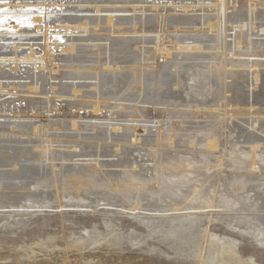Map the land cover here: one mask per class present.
I'll use <instances>...</instances> for the list:
<instances>
[{
	"label": "bare ground",
	"instance_id": "obj_1",
	"mask_svg": "<svg viewBox=\"0 0 264 264\" xmlns=\"http://www.w3.org/2000/svg\"><path fill=\"white\" fill-rule=\"evenodd\" d=\"M21 1H23L25 4L24 3L22 4ZM30 1H33L32 4L30 2H27L26 0H0V14H10V13H18V11H25V13H29L31 15L30 18H22V17L21 18H4V20H6L7 23L0 25V68H1L0 76L1 77H7V76L10 77V76H15V75H20V76H31L33 78L34 77L37 79L39 78L40 80L42 78L44 79V78H46L44 73H39V71L38 72L35 71V69H37L36 68L37 64L34 62H39V64L41 65L42 68H48V66H47L48 64L45 63L48 60L50 63V66H51V69L47 70V71H49L48 75H47L48 80L56 79V78L51 76V73L55 72L56 70H58L62 66L61 65L56 66V64H59V62L57 61V57H56V55H54V52L57 51V49H61V51H63L64 53L69 50V47L67 48V45L64 44V42L67 41L65 39L66 33L76 32V33H83L84 34V33H88V32H94V34H96L97 32H106V33L109 32L105 36L104 35L98 36L96 34V36L98 38L101 39L103 37L104 41H108L109 45H107V44L104 45V50H105L104 55L106 56L104 62H101L100 60H98L94 64L95 67L90 68L92 71L90 76L93 79H95L96 82H98V84H94L95 85L94 91L97 93L98 87L101 85H102L101 87H105L106 88L105 93L102 92V95H103L102 99H104V101H105L106 99H110V98L116 99V100L117 99L131 98L133 96L131 92H133L134 90L137 89L136 95H134L132 98H137V99L141 98L142 99L145 95V91L149 90L150 84L155 83V87H157L158 90L159 89L163 90V89H167V88H165V86L168 85V83L171 81L172 75H170V77H169V74L167 72L168 69L170 68V65H168V64H156L155 67L158 68V73L156 74V76H158V79L154 78V80H153L152 79V73L151 72L146 73L145 69H148V67H150V65L144 64V61L148 62V60H151V59L154 61L157 60L155 57V53H159L158 54L159 55L158 60L162 59L165 61V60H169L172 58L171 60L176 61L175 65L173 64L174 68H175L174 73H176V76H178V75H180V72H183L184 76H186L184 79H182L183 82L185 81L183 86L185 84H187L188 82H191V84L189 85L190 89L191 90L196 89L198 92L199 89H202V91L205 90V87L202 88V86L204 85V80H206V82L208 81L207 77L203 78L200 74V77L197 79V76L192 71L193 69L189 68V67H188L189 69H185L183 64H180V61L183 62L184 60H187V59L189 61L192 59L199 60L200 58L201 59L204 58L203 56L207 55V54H201V52L210 51V50H212L213 52L214 51L220 52V50H223L224 52H220L221 55H223V58L222 59L220 58V60H219V58H214L215 62L212 61L213 64L208 69V70L211 69L213 71L220 73L219 76L221 78L218 77L219 78V82H218L219 84L218 85H220L219 88L221 90V93L219 94V97H217V98L214 96L210 100L204 99L205 100L204 106H206V107L204 109L205 112H202L201 115H204V117L208 118V119L211 118V120L214 118L218 119L217 125H223V127H220V128H222V131H224L227 127H229V126H226L227 120H228L227 117H232V115H229L228 114L229 112L227 111V108H229L228 107L229 102H228V98H227L226 94L228 92L229 84L227 83L226 80L230 77L236 76V72H235L236 70H243V73H245V75H246L247 73H250V72H253L257 69H260L259 67L264 66V58H261L262 56L259 58L258 55H250V57L244 58L243 56L246 57L248 55H242V54L234 53L242 45V43H241L242 39H241V36H239L242 34V32H246L244 37H245V42H246L245 45H247V48H249V49L253 48L256 50V49H258V47H257L258 45H260V47L264 45V40L260 39V38L264 37V26L259 25L260 27H257V25L259 23L256 24L257 21L264 20V12L257 10L258 9L257 8L258 3L256 0H144V2H141L142 4L147 5L144 8L143 7L142 8H137V7H129L128 8L127 7L125 9H120V8L114 7L113 5L117 3L116 0H98L96 2L98 4L96 6L94 5L95 7L93 6V9L90 10V12H95L97 15L96 18L92 19L91 22H90V20L87 21L86 19H85L86 21H77V20H74L72 18H64L62 16L57 15L56 13H55L56 16L50 15L51 12L66 11V9L64 7H62L61 5L65 4V3H69V2L71 3V2H73V0H30ZM74 1H76L74 3H81V4H87L88 3L86 0H74ZM132 3H138V2L132 1ZM14 5H29L31 7H29V6H14ZM126 5H129V4H126ZM259 5H261V4L259 3ZM119 6H121V3ZM80 11H82V10L80 9ZM139 11L143 12V13H140L142 15L144 14V12H147V13L153 14V16L150 17V19H148V20L143 15L142 17H144V18L136 19L135 17H132V19H125V20L122 19L119 21V20H117V17L123 16V15L114 14L115 12H123V13L124 12H132V13H135V12H139ZM102 12L107 13L106 16L103 15L104 18H103V16L100 15ZM206 13L207 14L211 13V15H206ZM140 17H141V15H140ZM17 20L21 21L22 24L17 23L16 22ZM65 22H68L70 24H76V26L74 27L72 25L73 26L72 29H71V27L69 28V26H71V25L66 26V25H68L67 23L65 26H62L61 23H65ZM57 23L61 24V26H59V25L57 27L54 26ZM90 25H93L92 29L89 28ZM124 25L125 26L130 25V27L127 29H121L122 26H124ZM57 28H58V30H57ZM21 31L26 32V33H36V34L41 35L40 42L42 43L41 44L42 57H40L38 55L39 58H35V56H37V55L34 52L33 47L31 49H29V54L27 52L26 53L25 52L24 53H22V52L18 53V51L16 49L7 51V49H9V46L6 44H11L12 42H10V41L16 42V41L21 40L19 38H14V36H13L17 32L19 33ZM166 31L172 32L171 34H173V33H175V34H178V33L186 34L189 36V38L185 39V40L177 39L176 42L174 41L172 47L167 46V45L163 44V42H161V40L165 39V38H163V36L166 34ZM148 33L149 34L155 33L154 40L156 41V43L154 44L153 49L152 48H151V50L147 49L144 52H140V54H136V52L134 51L135 49L133 50L132 47H133V45L136 44L135 42H133V40L130 41V40L115 39V38L113 40H110V35L112 36L115 34L122 35V36L123 35L125 36L126 34H128V35L129 34H131V35L136 34V36H138L137 34H144V35L146 34L147 35ZM63 35L65 38L62 40L59 37H61ZM118 35H116V36H118ZM149 36H151V35H149ZM52 37H54V38H52ZM25 38H24V40H25ZM98 38L96 40H98ZM231 38H233V41L228 40ZM142 39L140 40L141 44L145 43L144 40H142ZM146 43H148V42H146ZM205 43H207V44L211 43L212 45L211 46H205L204 45ZM231 46L233 47L232 49H230ZM112 48H114V49H112ZM53 49H54V51H53ZM70 50H73V49L71 48ZM111 52H112V55H114V57L110 56ZM24 54H26L25 57L24 56L22 57V55H24ZM99 54L101 55L100 52H99ZM107 54H108V56H107ZM200 54H201V56L199 58L198 56ZM178 56L179 57L181 56L180 61L177 58ZM19 57H21L22 62L29 61V62H33V64L32 65L29 64L26 66H19L15 62L18 60ZM208 59H210V58L207 57L206 60H208ZM6 61H10V62L13 61V65H12L14 68V69L12 68L13 70H11V67L9 69V67L6 64L2 63V62H6ZM64 62H66V64L72 65V66H68L71 69V71L68 73H65L64 76H68V77L69 76H71V77L76 76L75 78L81 77V76H86V74H82V72L79 71L80 69H82L81 64H83V60L74 58V59H70V60H67ZM17 63H18V61H17ZM39 64H38V66H39ZM199 64H201V63H199ZM202 68L203 67H199L198 70L195 72L200 73L199 69H202ZM17 70H18V73H17ZM123 70H125V71H123ZM166 72H167V74H165ZM256 72L257 71L254 72V77H253V80L255 82H257V77H258ZM36 74H39L40 76H36ZM239 78L240 77L236 76L237 80ZM16 79H17V77H16ZM82 79H84V78H82ZM60 80H61V78H60ZM178 80H179V78L178 79L176 78V82L173 81L174 83L170 82V84L177 87L181 83V82L179 83ZM50 81H49V84H50ZM157 81H159V82H157ZM55 82H57V81H55ZM209 83L207 84V86L210 85ZM197 84L202 85L201 88H198ZM212 84H214V83H212ZM118 85H119V88H118ZM238 85H240V84H238ZM106 86L108 88H110L111 90H114L117 87L120 91L115 92L116 90H114V93L110 94V92ZM253 86H255V85H253ZM17 87H18V85H17ZM0 88H1V85H0ZM30 88H31V86H30ZM67 89H68V87L63 88L59 91L63 92V94H64ZM234 89H235V87H234ZM24 90H25V88H24ZM35 90H38V88ZM35 90H34V93H35ZM53 90L54 89H52V88L50 89L51 94H54V96H55V93ZM0 91H2V90L0 89ZM236 91H239V89H236ZM5 92H7V90ZM14 93L15 92H13V95H14ZM25 93H27V92H25ZM71 93L73 94V95H71V97L77 98V97H79L78 94L80 92L76 91L73 87ZM97 94H96V98L94 97L96 99L95 103L92 100V102H93L92 108H93V113L98 114L100 112V108L102 107L103 104H101L100 102L97 101L101 98V97L97 98ZM185 94L187 96H189V95L192 96L193 91L191 94L190 93H185ZM38 95H40V94H38ZM82 95H83V93H82ZM165 95H166V92L162 93L161 97L160 96L156 97L154 99V101H152L153 105H163V106L166 105L167 100L163 99L164 98L163 96H165ZM7 96H8V94H7ZM15 96H16V93H15ZM51 96H53V95H51ZM217 96H218V94H217ZM71 97L68 99H72ZM5 98H6V96H5ZM56 98H58V97H56ZM90 98H93V97L90 96ZM177 98H178V96H177ZM205 98H207V97H205ZM239 98H240V96H238L237 99H239ZM2 99L4 100L3 97H2ZM16 99H18V98H16ZM148 99L149 98H147V100ZM88 100H90V99H88ZM0 101H1V99H0ZM83 101H84V99H83ZM112 101H114V100H112ZM7 102H8V100H7ZM41 102H38V103H41ZM55 102H56L55 98H52V99L49 98V99H47L46 102L43 103V105L41 104V108H42V106L47 105V104H49L51 106L53 104H55V106H56ZM14 103H16V102H14ZM33 103H34V101H33ZM1 104H4V103H1ZM10 104H11V102L9 101L8 103H6L4 105L8 108V106ZM80 104H82V103H80ZM115 104H116V101H115ZM106 105H104V106H106ZM112 106H113V104H112ZM248 106H249V110L253 109L252 105H251V107H250V105H248ZM2 107H4V106H2ZM47 107H48V105H47ZM59 107H60L61 112L67 114V108H64L63 106H61V104H59ZM157 107H159V106H157ZM73 108L74 107L69 106L70 111H72ZM231 108H233L232 105H231ZM17 109H18V107H17ZM89 109H91V108H89ZM200 109H201V107H200ZM5 111L6 110H4V112ZM24 111H26V109ZM56 111L57 110H55V109L53 110L52 107H51V110L48 111V114H54V116L49 117L47 124H43V123L39 124L38 122H35L36 120L33 123L27 122V121L26 122L25 121L24 122H17L19 120L15 121L13 123L5 122V121L2 123L0 122V139L1 138L7 139V138H11L12 136L14 137L15 134H17V135L22 134L23 136L28 135V134H31L33 136H37V135L41 134L42 136L46 137V133L43 131L41 133L38 126H44V129L46 128V130H49L50 127H52V128L54 127L55 128L54 131L55 130L59 131L60 129H57V127L62 128L65 126V124H68V122H67V120H65V118L63 116L64 114H61V113L56 114ZM107 111H108V109H107ZM114 111H115V109H114ZM9 112H11V111H9ZM73 112L76 113V111H74V110H73ZM87 112H88V108H87ZM142 112H144V111L142 110ZM194 112H196L198 114L197 111H194ZM194 112H193V114L196 115V113H194ZM137 113L141 114V110L137 109ZM221 113L224 116H226V118L223 117L224 120L221 119V117L223 116ZM5 114H7V113H5ZM74 114L71 115V121L69 122L71 128H75L77 126L75 119H84L85 118V117L84 118L79 117L78 115H74ZM84 114H86V113H84ZM104 114H105V116H104V119H102V120H109V121L112 120V119L108 118V117H110V112L109 113L104 112ZM187 114L188 115L185 116L186 118H193V117H191L193 114H191V113H187ZM82 116H84V115H82ZM105 117H107V118H105ZM196 118H198V116ZM14 119H15V117H14ZM28 119H31V117H28ZM59 119H60V121H59ZM0 120H2V118ZM20 120H22V119H20ZM24 120H26V119H24ZM98 120L101 121V119H99V118H98ZM10 124H13V128L11 130L7 129V126L8 125L10 126ZM98 126H100V124L98 125L95 123L92 126L93 127L92 129L93 130L94 129L99 130L100 128ZM209 126L210 125L208 124L204 128L202 127V130H205V128H207ZM212 126H214V124H212ZM232 126H234V125H232ZM76 128H79V127H76ZM109 128H110V130H108L107 133L99 132L98 136L95 139L99 140V141L100 140L101 141L102 140H105V141L110 140V141H115V142H124L125 141L124 140L125 137L121 138L122 134L120 135V137L117 135L121 131V129L119 127H109ZM124 128H122V129L124 130ZM153 129L158 130L157 131L158 133L156 135L157 139L155 141H153L154 142L153 143L152 140L148 138L149 142L147 144H149L148 145L149 151L156 152L160 155V160L156 164L160 165L159 166L160 168H157V169L160 170L159 176L161 174V177L159 180L156 179V177H155V179L158 182V187L160 186V188L157 190H153V191L151 189L150 190H148V189L147 190H145V189L138 190L137 188H134L135 190H132V189L115 190L114 188H112V186H113L112 182L113 181L115 182L117 179H120V178L115 176V173H117V172L103 171L102 167H106L107 165L97 160L99 157H102V156L104 157L106 155V153L108 152L107 151L108 146H106V145L104 146V145L97 144L96 146L91 147V149L94 150L95 158H96V160L93 161L94 164H92V165L82 166V167H78V168H76V167L74 168L72 166H70V167L66 166L62 169V172H60V173L52 170L50 174H48V173L39 174L36 167L32 168V167H30V165H20L19 164L21 161V158L24 156L23 151L21 152L20 155H17L16 153L11 154L10 152L12 149H10V147H9L11 142L6 141L4 139L0 140V224L3 221H7L10 219L14 220V219H16V217H21V216L23 217L25 214H27L29 212L33 213L36 210L40 211L41 210L40 208H44L45 204L47 203V201L50 198L55 197L57 200L61 199V198H66L69 194H71L69 190L73 189L76 192L75 198H77V197L82 198L81 200L88 199L89 197H91V195H93L95 199H98L99 201H103V202L109 200V198L110 199L112 198V200H114L115 198L116 199L118 198L119 202H123V204H125L124 206L122 205V206L118 207L121 209V211L125 212L126 214H128L130 216L136 217V218L140 217L139 219L146 221L147 224L151 227L152 233H153V231H155L156 233H158V235L162 234L161 236L165 237L166 240L168 239L171 242V244H173V246L174 245L176 246V248L177 247L180 248V246H184V247L187 246L188 252L190 251L191 254H193L194 256H200L201 258L202 257L204 258V261H203V263L205 262L204 264H251V263H247V262L245 263L244 260H241L238 257V255L234 251V247H235L234 244H232L231 242H228V241L225 242V241H223V239L217 238L214 235H210L208 233L207 228H208V225L210 223H212V221L215 219L224 220L226 223L225 224L226 226L228 225L229 227H231L233 229L239 230V232L248 230L250 232L257 233V236L262 237L263 238L262 241L264 242V189L262 190L261 189L262 187L260 188L258 186H247L245 183L238 182L240 180V178H234L233 179V178H230L227 176H224L222 178L219 175V173L221 171H218V172L216 171L213 174V172L211 173V171L214 168H212L210 165L200 166L201 163L205 164V162L198 160L197 158L190 159V158H184L183 156L178 157V156L174 155L173 157H169V156L165 155L167 150H156L152 146L158 145V147L160 148L162 145H164L167 149L171 150L173 147H175L173 144L174 140L169 135L165 136L164 140H163L164 134H163V129L161 126L153 127ZM230 130H229L230 131L229 134L227 133L228 134L227 136H229L231 138V141L227 142L226 141V140H228L227 138H226V140H223V142L226 141V144L223 147L226 148L228 145H230L234 149L240 148V150H241V152H240L241 155L238 158L231 157V159L240 163L243 168H244V165L250 169L253 167L264 168V152L262 150H260V151L257 150L260 148V146H262V145H260L258 138L257 139L252 138V135H250L247 132L248 129L246 131H244V129L242 130L239 127H237V128L235 127L233 129H230ZM150 131H152V130H150ZM62 132H63V130H62ZM227 132H228V130H227ZM136 133H138V132H136ZM114 134H116L117 137L110 139V138H112V136ZM222 134H224V132ZM140 135H142V133H140ZM216 135H220V131L214 133L215 137H216ZM56 136H58V135L56 134ZM78 137L79 136H77V138ZM54 138L56 139V137H54ZM58 138H59V136H58ZM49 139L44 140L42 142L49 144L50 143ZM77 140H79V139H77ZM91 141H94V140H91ZM130 142L134 146H138L139 141H137V134L134 135L133 140L132 141L130 140ZM143 142L145 143L144 140H143ZM163 142L165 144H162ZM203 142H197L196 144H194L192 141V142H190V146H191L190 148L192 150H195L196 148H198L199 149L198 154L200 155L202 160H205V158H206L205 155H207V154H203L205 152V150L207 151V149L210 150L212 148L219 147V142L216 141V139H214V137L212 138V136H208L206 138V142L204 144H203ZM7 143H8V145H7ZM15 144L16 143H14V146L17 147V144L16 145ZM61 144H62V142H61ZM240 144L250 145V147L243 148L240 146ZM254 144L260 145V146L256 147V146H254ZM70 145H72V144H70ZM46 146H44L41 149V150H43V153H45L44 157L46 158V160H50V161H53V160H62V161L70 160V158H71L70 156H67L64 154H52V152L49 150V147H46ZM164 146L162 148H164ZM114 147L118 148L119 146H114ZM199 147H201V148H199ZM38 149H40V148H38ZM13 150L15 151V149H13ZM13 150H12V152H13ZM23 150H24V148H23ZM27 150H28V148H27ZM113 150H114V148H113ZM201 150L203 152H201ZM16 151L18 152V150H16ZM135 151L138 152V158H140V162L137 164L136 163L137 158H134L133 159L135 161L134 163L128 162V160H127V161H124V165L129 166L131 168L134 165L133 166L134 169H133V172L131 174L139 176L138 177L139 179L134 178V177L133 178H134L135 183L137 185L142 186L141 183L146 184V183L154 180L153 178L147 179V177L146 176L144 177L143 175L145 173H147V174L154 173L157 169L153 172V168L155 169L157 166L156 165H154L155 167L150 166V165H152L153 162L150 163V165L149 164L147 165V163H149V160L148 159L146 161L143 160L145 158L146 154H144V155L140 154V152H143L144 150H140V152H139V149L138 150L135 149ZM116 153H117V151H116ZM172 153H174V152H172ZM169 154H171V153H168V155ZM107 155H109V154H107ZM186 155H188V153ZM73 156H77V155H73ZM188 156L190 157V155H188ZM87 157H89V156H87ZM41 158H42L41 151L39 152V150H38L37 155H35L33 158L30 157V160L27 158H24V161L40 162ZM174 158H175V160H174ZM192 158H194V156ZM247 159H249V163L246 162ZM155 160H156V158H155ZM171 161H175L176 163L178 162L179 166L178 165L172 166ZM222 164H223V162H221V161L218 162V164L216 165L217 167H215V168L217 170H221L223 167ZM32 165H34V164H32ZM165 166H170V167L164 168ZM232 166H237V164L233 163ZM6 168H10V170H5ZM51 168L54 169L55 168L54 165H51ZM173 168L175 169L174 171H173ZM223 168H225V167H223ZM164 169H166L167 173H164V172H166ZM252 170H254V169H252ZM125 172L128 173L129 171L128 172L125 171ZM164 174H165V177H164ZM65 178L66 179L68 178L67 180H70L71 182H67V180ZM58 179H61L62 181L64 180V182L60 183L61 180L59 181ZM25 180H29L30 182L24 183ZM82 181H88L89 184H97L98 186H100V185L101 186H107V187L109 186L110 190L109 191H103L100 189L92 188L90 186H87L86 184H82ZM231 181H232L231 184H233V185L240 183L239 187H241L242 191L238 193L237 191L233 190L231 193H229L230 191L228 190V188L230 187L229 182H231ZM48 183H49V185H51L55 188L54 193H52V192L39 193V192L35 191L38 187L47 186ZM166 184H170V186L169 185L166 186ZM67 186H69V187H67ZM98 186H96V187H98ZM182 189H187L188 193L184 194ZM147 192H149V194H151L150 198H148L149 196H148ZM233 192L235 193L234 196H236V198L233 196ZM241 193H244V194H241ZM42 194L45 197H42ZM243 195H245V196H243ZM170 196H172V198H170ZM123 198H124V200H123ZM166 198H168L170 200L168 201V199H167V201H165ZM245 201L248 204H246ZM164 203H165V205H162ZM170 204H172V205L169 206ZM126 206H128V207H126ZM59 207H62V206H59ZM180 207H182V208L179 209ZM171 209H173V210H171ZM206 211H209V213H210L209 217H206L203 220L200 219V218H202V213L206 212ZM248 211H252V212H255L257 214V215H254V217H252L250 219V220H252L251 224L249 223V221L247 222V221H245V219H242L245 216L244 215L245 213L242 214L243 215V217L241 216L242 218L240 216H238L237 217L238 219L234 215H228L230 212H233V213L234 212H236V213L237 212H239V213L240 212H246L247 213ZM166 212L168 214H174V215H172V217H165V218L164 217H155V216H160L162 214L164 215V213H166ZM136 213H138V214H136ZM177 213H183V214H181L180 216H175V214H177ZM213 213H217V214L211 215ZM3 214H5V215H3ZM206 215H208V214H206ZM250 216L248 215L249 218H250ZM192 217H193V219H192ZM246 220H248V219H246ZM216 221H218V220H216ZM132 233H134V232H132ZM150 235H152V234H150ZM135 237H137V236H135ZM132 241H134V240H132ZM141 241H143V240H141ZM159 242H160V240H159ZM203 243H205V245H203ZM214 243H216L217 246L219 245V247L215 248L213 246ZM216 244H214V245H216ZM93 245H95V244H93ZM213 251H215V253ZM193 255H191V256H193Z\"/></svg>",
	"mask_w": 264,
	"mask_h": 264
},
{
	"label": "rangeland",
	"instance_id": "obj_2",
	"mask_svg": "<svg viewBox=\"0 0 264 264\" xmlns=\"http://www.w3.org/2000/svg\"><path fill=\"white\" fill-rule=\"evenodd\" d=\"M26 1L30 2L31 4L33 2L30 0H26ZM86 1L88 2L87 4L74 3V2H76L74 0L71 3L70 2L65 3V4L61 5L62 7H64L66 9V11H63L64 13L62 11L61 12L56 11V12H51L50 15L56 16V14H57V15L62 16L64 18H72V19L77 20V21H86V20L89 21L90 20V22H91L92 19L96 18L97 15L95 12H90V10L93 9L94 5L96 6L98 4V3H96L98 0H86ZM132 1L133 2L136 1L138 3H132ZM256 1L258 3V6H257L258 9L257 8L256 9L264 12V0H256ZM21 2H22V4L24 3L23 1H21ZM116 2L117 3L114 4L113 6L120 8V9H125L127 7L128 8L129 7H137V8L143 7L144 8L147 6V5L141 3V2H144V0H116ZM120 3H121V6H119ZM125 3L129 4V5H126ZM259 3L261 5H259ZM14 6H29V5H14ZM29 7H31V6H29ZM80 9L82 11H80ZM131 13L132 12H124V13L123 12H115L114 14L123 15V16L117 17V20H119V21L122 19L123 20L132 19V17H135L136 19L145 17L148 20V19H150V17L153 16V14H151V13L144 12V14H143L144 17H142L143 15L140 14V13H143L142 11L141 12L140 11L135 12L132 14ZM100 15L106 16L107 13L102 12ZM140 15H141V17H140ZM206 15H211V13H209V14L206 13ZM104 16H103V18H104ZM66 23L68 25H66ZM61 24H62V26L71 25V26H69V28L71 27V29L73 28V26L74 27L76 26V24H70L68 22L61 23ZM61 24L57 23L54 26H56V27L58 25L61 26ZM256 24H258L257 27H260L261 25L264 26V20H262V21L259 20V21H257ZM129 27H130V25H126V26L124 25V26H122L121 29H127ZM89 28L92 29L93 25H90ZM57 30H58V28H57ZM108 33L109 32H107V33L106 32H97L96 34L98 36L99 35L105 36ZM171 33L172 32H170V31H166V34L164 35L165 37L163 36V38H165V39L161 40V42H163V44L172 47L174 41L176 42L177 39L185 40V39L189 38V36L186 34H181V33L171 34ZM245 33L246 32H242V34L239 35V36H241V39H242L241 40L242 45L239 49H237L238 51L236 50V52H234V53H236V54L238 53V54H242V55H248L246 57L243 56L244 58H248V57H250V55H258L259 58L261 56H262L261 58H264V45L261 47H260V45H258L257 46L258 49H256V50L253 48L252 49L247 48V45H245V43H246L245 37H244ZM35 34L36 33H26V32H22V31L19 33L17 32L13 36H14V38H19L21 40L16 41V42L10 41V42H12L11 43L12 45L6 44L9 46V49H7V51L16 49L18 51V53H21V52L26 53L27 52L29 54V49H31L33 47L34 52L37 55V56H35V58H39L38 55L40 57H42V54H41V52H42L41 44L42 43L40 42L41 35L40 34L35 35ZM96 34H94V32H88V33H84V34L74 32V33H66L65 34L66 38L64 37V35L59 37L62 40L65 38L67 41L64 42V44L67 45V48L69 47V50L71 48L73 50H70V51L68 50L67 52L64 53L63 51H61V49H57V51H55L56 53L54 52V55H56L57 61L59 62V64H56V66H60V65L62 66L61 68H59L55 72H52L53 74L51 73V76L56 78V79H50L51 81L48 80L47 75H48L49 71H47V70L51 69V66H50V63L48 60L45 62L48 64L47 65L48 68H42L41 65L39 64V62H34L37 64V67H36L37 69H35V71H37V72L39 71V73H44V75L46 76V78H44V79L42 78L41 80L39 78L37 79L35 77H34L35 78L34 79L31 76H20V75H15V76H10V77H8V76L7 77H1L0 76V85H1L0 89L2 90V91H0V99H1V101H0V115L1 116L0 117L2 118V120H0L1 123L4 121L13 123L17 120H19L17 122H24V121L26 122L27 121V122L33 123L36 120L35 122H38L39 124L40 123L47 124L49 117L54 116V114H48V111L51 110V107L53 110L54 109L57 110L56 114H59V113L64 114L63 116H64L65 120H67V122H68V124H65V126L62 128L57 127V129H60L59 131L58 130L54 131V129H55L54 127L53 128L50 127L49 130H46V128L44 129V126H38L41 133H42V131L46 133L47 138L45 136H42L41 134H39L37 136H33L31 134L24 135V136L22 134H18V135L15 134V136L14 137L12 136L11 138H7V139L1 138L0 140L4 139L6 141L11 142L9 145L10 149H12V150L15 149V151L13 150V152L11 150V152H10L11 154L16 153L17 155H20L22 151L24 152V156L21 158V161L19 163L20 165H30V167H32V168L36 167L39 174H41V173L50 174L52 170L60 173V172H62V169L66 166H69V167L72 166L74 168L75 167L78 168V167L88 166V165L94 164L93 161H95L96 158H95L94 150L91 149V147H94L97 144L104 145V146L106 145V146H108L107 147L108 152L106 153V155L104 157L103 156L99 157L97 160L107 165L106 167H102L103 171L117 172V173H115V176L120 178V179H117L115 182L114 181L112 182V184H113L112 188H114L115 190H126V189L135 190L134 188H137L138 190H142V189H145V190L151 189L152 191L157 190L160 188V186L158 187V182L156 179L159 180L161 177V174L159 176L160 170L157 168H160L159 167L160 165L159 164L157 165L156 163L159 162L160 155L156 152L149 151V149H148L149 144H147V143L149 142V139H151L152 142L157 139L156 135L158 133L157 132L158 130L153 129V127L161 126L163 129V134H164L163 140H164L165 136H168V135L171 136L174 140L173 144L175 147H173L171 150H169L164 145H162L160 148L157 145V146H152L154 149H156V150H167L165 155H167L169 157H173L174 155H176L178 157L183 156L184 158H190V159L197 158L198 160L205 162V164L201 163L200 166L210 165L212 168H214L211 171V173L213 172V174L216 171L217 172L221 171L220 172L221 174L219 173V175L222 178L224 176H227V177H230L233 179L234 178H240V180L238 182L245 183L247 186H258L260 188L262 187L261 188L262 190L264 189V168H262L260 166L261 168L253 167L250 169V168L246 167L245 165L243 168L240 163L231 159V157L238 158L241 155L240 148L234 149L230 145H228L226 148L223 147V146H225L226 141L227 142L231 141V138L229 136H227L229 134V132L231 131L230 129H233L235 127L236 128L239 127L242 130L244 129V131H246L248 129L247 132L250 135H252V138H254V139L258 138V141H259L260 145H262V146L255 145V144H254V146H256V147L260 146V148L257 150L258 151L262 150L264 152V149H263L264 148V66L259 67L260 69L255 70V71H257L256 73L258 75L257 82H255L253 80L255 71L247 73L245 75V73H243V70H236L235 71L236 76L240 77L238 80L236 79V76L230 77L226 80L227 83L229 84L228 92L226 94V96L228 98V102H229V106H228L229 108H227V111L229 112L228 113L229 115H232V117H227L228 120H227L226 126H229V127H227L225 129L226 131L225 130L222 131V128H220V127H223V125H217L218 119L214 118L211 120V118H209V119L205 118L204 115H201V113L205 112L204 111V109L206 107V106H204L205 100H210L214 96L217 98V97H219V94L221 93V90L219 88L220 85H218L219 84L218 83L219 82L218 77H220L219 76L220 73L213 71L211 69L210 70H208V69L212 66V64H213L212 61L215 62L214 58H219V60H220V58L221 59L223 58V55H221V53H220V52H224L223 50H220V52H215V51L213 52L212 50L201 52V54H207V55L203 56L204 58L201 59L200 58L201 54H200L198 56L200 58V59L198 58L199 60L192 59L189 61L187 59V60H184L182 62V61H180L181 56L177 57L178 60L180 61V64H183L185 69H189V68L193 69L192 71L197 76V79L200 77V74L203 78L207 77L208 81L206 82V80H204V85L201 83L203 86L200 84H197L198 88H201V86H202V88L205 87L204 91H202V89H199L198 92L196 89L191 90L189 87L191 82H188L187 84H185L186 86L185 85L183 86L185 81L183 82L182 79H184L186 76H184L183 72H180V75L176 76V73H174L175 72L174 71L175 70L174 65H175L176 61L171 60L172 58L169 60H165V61L162 59L158 60V57H159L158 54L159 53H155V57L157 60L154 61L151 59V60H148V62L144 61V64L150 65V67H151V68L148 67V69H145L146 73L151 72L152 73V79L153 80H154V78L158 79V76H156V74L158 73V68L155 67L156 64H168V65H170V68L168 69L167 72L169 74V77H170V75H172L170 82H173V81L176 82V78L177 79L179 78L178 81H179V83L181 82L180 85L175 87V86L171 85L169 82L168 85H166L167 87L165 86V88H167V89H163V90L159 89L158 90V88L155 87V83L151 82L152 84H150L149 90L145 91L146 96L144 95V97L142 99L141 98H139V99L132 98L137 93L136 92L137 89H136L133 92H131L133 95L131 98L117 99V100L110 98V99H106L104 101V99H102V97H103L102 92L105 93L106 88L101 87L102 86L101 85L98 87V92H97L98 94L94 91V89H95L94 84H98V82H96V80L90 76V74L92 72L90 68L95 67L94 64L98 60H100L101 62H104V60L106 58V56L104 55V53H105L104 45H106V44L109 45V42L104 41L103 37L101 39L98 38L96 36ZM116 35H118V34H115L112 36L110 35V40H113L114 38L115 39H121V40H130V41L133 40V42H135L136 44L133 45L132 48H133V50L135 49L134 51L136 52V54H140V52H144L147 49H150V50H151V48L153 49V46L156 43V41L154 40L155 33H152V34L148 33L147 35L145 34L146 36L144 34H137L138 36H136V34H134V35L132 34L133 36L131 34H129L130 36L128 34H126L125 36L123 35L124 37L122 35H118V36H116ZM149 35H151V36H149ZM24 38H25V40H24ZM52 38H54V37H52ZM97 38H98V40H96ZM141 39L144 40L145 43L141 44V41H140ZM260 39L264 40V37H262ZM228 40L233 41V38L228 39ZM146 42H148V43H146ZM204 45L205 46H211L212 44L211 43H208V44L205 43ZM232 48L233 47L231 46L230 49H232ZM112 49H114V48H112ZM53 51H54V49H53ZM99 52L101 53L102 56L99 54ZM108 54H107V56H108ZM110 54H111L110 56L114 57V55H112V52ZM25 55L26 54L22 55V57L23 56L25 57ZM207 57L210 58V59H208L209 61L206 60ZM74 58L83 60V64H81L82 69H80L79 71L82 72V74H86V76H81V77H77V78H75L76 76H74V77L64 76L65 73H68L71 71V69L68 66H72L71 64H66V62H64V61L74 59ZM17 61H18V63H17ZM17 61H15V62L19 66H26L29 64H31V65L33 64V62H29V61L22 62L21 57H19ZM2 63L6 64L9 67V69H10V67H11V70L14 69L12 66L13 61H11V62L6 61V62H2ZM199 63H201V64L203 63V64L201 65ZM38 64H39V66H38ZM199 67H203V68L199 69L200 73H196L195 71H197ZM0 70H1V68H0ZM123 71H125V70H123ZM167 72L165 74H167ZM17 73H18V70H17ZM36 76H40V75L36 74ZM16 77H17V79H16ZM60 78H61V80H60ZM82 78H84V79H82ZM49 81H50V84H49ZM55 81H57V82H55ZM157 82H159V81H157ZM208 83L210 85L207 86ZM212 83H214V84H212ZM238 84H240V85H238ZM17 85H18V87H17ZM253 85H255V86H253ZM30 86H31V88H30ZM66 87H68L69 90L67 89L64 94H63V92L59 91V90L66 88ZM73 87L76 91L80 92L78 94L79 97H77V98L71 97V95H73L71 93ZM234 87H235V89H234ZM24 88H25V90H24ZM32 88L34 90L38 88V90H35V93H34V90ZM51 88L54 89L53 91L55 93V96H54V94H51V91H52V90L50 91ZM118 88H119V85H118ZM118 88L116 87L114 89V90H116L115 92L120 91ZM107 89L109 90L110 94L114 93V90H111L108 87H107ZM236 89H239V91H236ZM6 90H7V92H5ZM192 91H193V94H192V96L189 95L190 97L185 94V93L191 94ZM13 92L16 93L17 97L15 96V93L13 95ZM25 92H27L28 94ZM165 92H166V95L163 96L164 97L163 99L167 100V104L164 106L163 105H153L152 101H154V99L158 96L161 97L162 93H165ZM82 93H83V95H82ZM7 94H8V96H7ZM38 94H40V95H38ZM96 94H97V98L101 97L97 101L100 102L101 104H103L102 107L100 108V112L98 114L93 113V108H92L93 102L95 103V101H96V99H95ZM217 94H218V96H217ZM51 95H53V96H51ZM5 96H6V98H5ZM69 96L72 99H68V98H70ZM90 96L93 98H90ZM177 96H178V98H177ZM238 96H240L239 99H237ZM2 97L4 98V100L2 99ZM8 97L9 98L11 97V98L9 99ZM56 97H58V98H56ZM205 97H207V98H205ZM16 98H18V99H16ZM49 98H51V99L55 98L56 106H55V104H53L52 106L47 104L48 107H47V105H44L41 108V104L43 105V103L46 102L47 99H49ZM87 98L90 100H88ZM147 98H149V99L147 100ZM83 99H84V101H83ZM7 100H8V102L9 101L11 102V104L8 106V108L4 105V104L8 103ZM92 100H93V102H92ZM112 100H114V101H112ZM33 101H34V103H33ZM115 101H116V104H115ZM14 102H16V103H14ZM38 102H41V103H38ZM1 103H4V104H1ZM80 103H82V104H80ZM59 104H61V106H63L64 108H67V114L60 111ZM112 104H113V106H112ZM104 105H106V106H104ZM231 105L233 108H231ZM248 105H250V107L252 105L253 109L249 110ZM2 106H4V107H2ZM69 106L74 107L73 110L76 111V113L73 112V110L70 111ZM157 106H159V107H157ZM17 107H18V109H17ZM200 107H201V109H200ZM87 108H88V112H87ZM89 108H91V109H89ZM136 108L141 110V114L137 113ZM25 109H26V111H24ZM107 109H108V111H107ZM114 109H115V111H114ZM4 110H6V111L4 112ZM142 110L144 112H142ZM9 111H11V112H9ZM194 111H197L198 114ZM104 112H108V113L110 112V117H108V116L107 117L112 119L111 121L102 120V119H104V116H105ZM193 112L196 113V115L193 114ZM5 113H7V114H5ZM84 113H86V114H84ZM187 113L193 114L191 116L193 118H186L185 116L188 115ZM72 114L78 115L79 117H82V118L85 117L84 119H75V122L77 123L76 127H79V128H76V127L71 128L69 122L71 121V115ZM82 115H84V116H82ZM197 116H198V118H196ZM14 117L16 120L14 119ZM28 117H31V119H28ZM107 117H105V118H107ZM223 117L226 118V116L223 115L221 117V119H223V120H224ZM23 118L26 120H24ZM98 118L101 119V121L98 120ZM20 119H22V120H20ZM59 121H60V119H59ZM95 123L98 125L100 124V126H98L100 128L99 130L94 129L95 130L94 131L92 129L93 128L92 126ZM208 124L211 127L209 126V127L205 128V130H202V127L204 128ZM212 124H214V126H212ZM232 125H234V126H232ZM109 127H119L121 129V131L117 135L120 137V135L122 134L121 138L125 137L126 138V139L124 138L125 141L124 142H115V141H110V140L109 141L108 140H106V141L100 140L99 141V140L95 139L98 136L99 132L107 133V131L110 130ZM12 128H13V124H10V126L9 125L7 126V129H9V130H11ZM122 128H124V130ZM62 130H63V132H62ZM150 130H152V131H150ZM227 130H228V132H227ZM135 131L138 133H136ZM219 131H220V135H216V137H215L214 133L219 132ZM223 132H224V134H222ZM55 133L59 136V138H58V136H56ZM140 133H142V135H140ZM135 134H137V141H139L138 146H134L130 142V140L131 141L133 140ZM77 136H79V137L77 138ZM208 136H212V138L214 137V139H216V141L219 142V147L212 148L210 150L207 149V151L205 150V152L203 154H207V155H205L206 156L205 160H202V158L198 154L199 149L196 148L195 150H192L190 148L191 147L190 142L193 141V143L196 144L197 142H203L204 141L203 142V144H204L206 142V138ZM54 137H56V139ZM115 137H117L116 134H114L112 136V138H110V139H113ZM226 138L228 140H226ZM47 139L50 140V143H49L50 145L48 143L42 142V141L47 140ZM77 139H79V140H77ZM91 140H94L95 142L91 141ZM143 140L145 141V143L143 142ZM223 140H226V141L223 142ZM13 142L17 144V147L14 146ZM61 142H62V144H61ZM70 144H72V145H70ZM162 144H165V143L163 142ZM7 145H8V143H7ZM44 146L49 147V150L52 152V154H64V155L70 156L71 158H70V160H64V161H62V160H53V161L46 160V158L44 157L45 153H43V150H41ZM114 146H119V147L115 148ZM163 146H164V148H162ZM240 146L243 148L250 147V145H244V144H240ZM23 148H24V150H23ZM27 148H28V150H27ZM38 148H40V149H38ZM113 148H114V150H113ZM199 148H201V147H199ZM37 149L39 150V152L41 151V155H42L40 162L24 161V158H27L30 160V157L33 158L35 155H37V152H38ZM135 149L136 150L139 149V152H140V150H144L143 152H140V154L141 155L146 154L145 158L143 160L144 161H146L147 159L149 160V163H147V165L148 164L150 165V163L153 162L152 165H150V166H152V167H155L154 165L157 166L155 169L153 168V172L157 169L154 173H152V174L145 173L143 175L144 177L146 176L147 179L153 178L154 180L150 181L146 184L141 183L142 186L137 185L135 183V180H134V178L139 179L138 178L139 176L131 174L133 172V169H134L133 166L134 165L132 166V168L124 165V161H127V160H128V162L134 163L135 162L133 160L134 158H137L136 159L137 164L140 162V158H138V152L135 151ZM16 150H18V152ZM116 151H117V153H116ZM172 152H174V153H172ZM201 152H203V151L201 150ZM168 153H171V154L168 155ZM187 153H188V155H190V157L188 155H186ZM107 154H109V155H107ZM73 155H77V156H73ZM87 156H89V157H87ZM193 156H194V158H192ZM155 158H156V160H155ZM174 160H175V158H174ZM220 161L223 162L222 165L225 168L222 167L221 170H217L215 167H217L216 165ZM246 162L249 163V159H247ZM233 163L237 164V166H232ZM32 164H34V165H32ZM171 164H172V166H177V165L179 166L178 162L176 163L175 161H171ZM51 165H54L55 168L52 169ZM168 167H170V166H165L164 168H168ZM252 169H254V170H252ZM5 170H10V168H6ZM164 170L166 171V169H164ZM174 170L175 169L173 168V171ZM125 171H127V172L129 171V172L126 173ZM164 173H167V171ZM155 177H156V179H155ZM164 177H165V174H164ZM58 180L60 181L61 179H58ZM27 182H30V181L29 180L24 181V183H27ZM61 182H64V180L63 181L61 180L60 183ZM67 182H71V181L67 180ZM229 183H230V187H231V188L230 187L228 188V190L230 191L229 193H231L233 190L237 191L238 193L242 191L241 187H239L240 183L234 184V185L231 184L232 181ZM82 184H86L87 186H90V187L96 188V189H100L103 191H109L110 190L109 186H108L109 188L107 186H101V185H100L101 186L100 187L97 184H89L88 181H82ZM168 185L170 186V184H166V186H168ZM96 186H98V187H96ZM67 187H69V186H67ZM38 188L35 191L39 192V193H48V192L54 193V190H55V188L53 186L49 185V183L47 186H44V187L41 186ZM69 191L71 194H69L66 198H61L58 200L55 197H52L53 199L50 198L47 201V203L45 204V207L40 208L41 209L40 211L36 210V211H34L35 213L29 212V213L25 214L23 217L22 216L16 217V219H14L15 221L13 219H10L7 221H3L0 224V264H204L205 263V262L203 263V261H204L203 257L201 258L200 256H194L193 254H191L190 251L188 252L187 246H185V247L180 246V248L179 247L176 248V246L174 245L175 246L174 247L173 244H171V242L168 239L166 240L165 237L161 236L162 234H159L161 236L160 237L158 235V233H156L155 231H153V233H152V229L147 224L146 221L139 219L140 217L136 218V217L130 216V215L126 214L125 212L121 211V209L118 207L122 206V205L124 206L125 204H123V202H119L118 198L117 199L115 198L114 200H112V198L111 199L109 198V200L103 202V201H99L98 199H95L94 196L91 195V197H89L88 199L81 200L82 198H78V197L75 198L76 192L73 189H71ZM182 191L184 194L188 193L187 189H182ZM147 194L149 196L148 198H150L151 194H149V192H147ZM234 194L235 193L233 192V196H234ZM241 194H244V193H241ZM243 196H245V195H243ZM42 197H45V196L42 194ZM234 197L236 198V196H234ZM170 198H172V196H170ZM167 199L168 198H166L165 201H167ZM123 200H124V198H123ZM169 200L170 199H168V201ZM246 204H248V203L246 202ZM162 205H165V203ZM171 205L172 204H170L169 206H171ZM59 206H62V207H59ZM126 207H128V206H126ZM181 208L182 207H180L179 209H181ZM171 210H173V209H171ZM243 213H245L244 217L242 215ZM247 213L246 212H240V213L239 212H237V213L236 212H234V213L230 212L228 215H234L236 218L238 216H240V217L242 216L243 217V218L241 217L242 219H245V221H247V222L249 221V223L251 224L252 220H250V219L252 217H254V215H257V214L255 212H252V211H248ZM136 214H138V213H136ZM181 214H183V213H177V214H175V216H180ZM206 214H208V215H206ZM214 214L216 215L217 213H213L211 215H214ZM3 215H5V214H3ZM172 215H174V214H168L166 212V213H164V215L162 214L160 216H155V217H164L165 218V217H172ZM209 215H210L209 211L203 212L202 218H200V219L203 220L206 217H209ZM248 215L249 216L251 215L250 218L248 217ZM192 219H193V217H192ZM246 219H248V220H246ZM216 220H218V221H216ZM225 224L226 223L224 220H219V219L213 220L212 223H210L208 225V228H207L208 233L210 235L216 236L217 238L223 239V241H225V242L228 241V242H231L232 244H234L235 245V247H234L235 253L238 255V257L241 260H244L245 263L247 262V263H251V264H264V242L262 241L263 238L258 237L257 233H253V232H250L248 230L239 232V230L233 229V228L229 227L228 225H227L228 226L227 227ZM132 232H134V233H132ZM150 234H152V235H150ZM135 236H137V237H135ZM132 240H134V241H132ZM141 240H143V241H141ZM159 240H160V242H159ZM93 244H95V245H93ZM214 244H216V243H214ZM214 244H213V246L215 248L219 247V245L217 246V244L216 245H214ZM203 245H205V243H203ZM213 252L215 253V251H213ZM191 255H193V256H191Z\"/></svg>",
	"mask_w": 264,
	"mask_h": 264
},
{
	"label": "snow or ice",
	"instance_id": "obj_3",
	"mask_svg": "<svg viewBox=\"0 0 264 264\" xmlns=\"http://www.w3.org/2000/svg\"><path fill=\"white\" fill-rule=\"evenodd\" d=\"M16 22H17V23H21V24H22V22H21V21H19V20H17ZM5 23H7V21H6V20L0 19V25H2V24H5Z\"/></svg>",
	"mask_w": 264,
	"mask_h": 264
},
{
	"label": "water",
	"instance_id": "obj_4",
	"mask_svg": "<svg viewBox=\"0 0 264 264\" xmlns=\"http://www.w3.org/2000/svg\"><path fill=\"white\" fill-rule=\"evenodd\" d=\"M11 14V13H10ZM10 16V15H9ZM9 18H21V17H16V16H13V17H9ZM22 18H24V17H22Z\"/></svg>",
	"mask_w": 264,
	"mask_h": 264
}]
</instances>
